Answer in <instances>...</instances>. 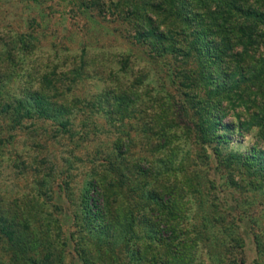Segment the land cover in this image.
Instances as JSON below:
<instances>
[{
    "label": "trees",
    "instance_id": "16d2710c",
    "mask_svg": "<svg viewBox=\"0 0 264 264\" xmlns=\"http://www.w3.org/2000/svg\"><path fill=\"white\" fill-rule=\"evenodd\" d=\"M116 6L133 30L132 40L153 63L168 56L175 61L166 74L172 83L179 78L178 99L166 93L144 103L134 74L126 86L114 79L111 88L79 98L72 91L83 71L69 69L75 76L69 79L43 67L34 77H14L20 82L14 93L3 91L13 77H0V115L10 131L38 118L70 135L73 110L101 111L114 127L133 118L131 128L140 136H116L103 159L92 162L80 191L83 223L77 237L70 232L74 252L82 264H208L197 258L201 231L189 216L199 192L198 158H204L179 157L175 149L188 139L209 146L216 141L215 165L225 170L226 181L235 188L264 189V146L252 144L248 153L231 148L219 158L228 137L217 132L218 126L242 132V122L222 119L228 105L243 104L245 116L256 117L249 126L259 128L264 144V0H117ZM29 38L15 34L11 46L0 50L3 73L16 70L19 53L31 47ZM242 84L247 98L238 90ZM137 143L143 146L134 152ZM69 183L66 178L63 185ZM46 192L38 188L31 199L10 202L0 192V255H9L4 264H63L67 243L60 242L62 229L46 209Z\"/></svg>",
    "mask_w": 264,
    "mask_h": 264
},
{
    "label": "rangeland",
    "instance_id": "374dc122",
    "mask_svg": "<svg viewBox=\"0 0 264 264\" xmlns=\"http://www.w3.org/2000/svg\"><path fill=\"white\" fill-rule=\"evenodd\" d=\"M99 1L103 3L100 7L97 0H0V50L3 52L11 46L15 34H29L31 43V47L16 58V70L12 71L13 67L10 72L0 70L3 79L13 77L8 79L3 91L17 92L20 82L14 77H34L35 72L45 67L65 73L69 79L75 77L68 73L69 69L83 71L82 80L72 91L79 98L97 93L105 86L111 88L114 79L126 86L134 74L141 80L137 92L144 103L149 104L156 96L159 98L166 93L178 99L179 78L172 83L173 77L169 79L166 74L175 61L168 56L166 63H153L145 48L132 40L133 30L118 12L117 0ZM231 79L240 80V77ZM245 89L243 84L238 87L239 91L246 92L247 98L250 93ZM248 105L251 111H257L255 104ZM176 107H173L175 112ZM73 111L76 116L72 119L75 133L72 135L60 132L56 122L38 118L27 119L10 131L0 115V192L10 202L31 199L38 188L47 191L43 196L46 209L62 229L60 242L64 239L67 243L63 264H82L74 252L70 232H75L73 238L77 237L78 225L83 223L80 191L92 162L103 159L116 136L125 137L127 133L136 139L140 136L131 128L133 118L114 127L101 111ZM225 111L222 121H233L237 125L242 122L244 126L242 132H238V127L222 130L218 126L217 132L228 137L220 144L219 158L231 148L248 153L252 144L264 146L257 135L259 128L249 126L256 117L245 116L243 104L228 105ZM180 120L185 118L181 116ZM184 141L175 149L180 152L179 157L186 154L192 160L199 154L204 158H198L199 192L192 199L189 215L201 231L197 258L208 264H253L255 260L264 264V189L235 188L227 182L225 170L219 171L215 165L216 141L210 146L191 139ZM142 146L137 143L132 151L138 152ZM206 155L209 159L205 160ZM205 161L208 164L204 165ZM51 166L53 174L41 177ZM66 178L70 181L67 187L63 185ZM219 182V188L209 187L210 183ZM8 256L7 251H3L0 264H4L2 261Z\"/></svg>",
    "mask_w": 264,
    "mask_h": 264
}]
</instances>
